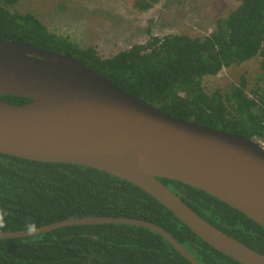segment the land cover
Returning <instances> with one entry per match:
<instances>
[{"label":"trees","instance_id":"16d2710c","mask_svg":"<svg viewBox=\"0 0 264 264\" xmlns=\"http://www.w3.org/2000/svg\"><path fill=\"white\" fill-rule=\"evenodd\" d=\"M19 0H0V38L67 54L159 110L197 124L264 141V0H236L238 8L217 20L209 36L153 37L110 58L80 48L48 30L32 13L12 12ZM160 0H137L145 10ZM262 56L263 73L248 96L241 76L231 93L208 94L207 75ZM261 83V84H260ZM25 104L31 99L0 95ZM197 214L264 254V226L220 199L182 182L159 178ZM0 209L7 227L24 230L82 216H124L168 231L202 264H242L199 238L157 199L131 182L86 166L40 162L0 153ZM0 264H192L160 234L131 224L73 225L31 237L0 238Z\"/></svg>","mask_w":264,"mask_h":264},{"label":"water","instance_id":"95a60500","mask_svg":"<svg viewBox=\"0 0 264 264\" xmlns=\"http://www.w3.org/2000/svg\"><path fill=\"white\" fill-rule=\"evenodd\" d=\"M0 153L107 172L140 187L220 253L242 264L264 254L197 214L159 178L214 196L264 226V146L255 139L169 115L67 54L0 38ZM131 224L164 237L202 264L161 226L124 216L71 217L39 234L73 225ZM26 230L0 231L21 238Z\"/></svg>","mask_w":264,"mask_h":264},{"label":"rangeland","instance_id":"374dc122","mask_svg":"<svg viewBox=\"0 0 264 264\" xmlns=\"http://www.w3.org/2000/svg\"><path fill=\"white\" fill-rule=\"evenodd\" d=\"M137 0H19L12 12L32 13L48 30L68 38L80 48L95 47L110 58L134 45H146L153 37L209 36L217 20L236 10V0H160L149 9H139ZM262 56L224 68L202 79L208 94H229L241 76L248 80L246 92L254 90L262 75ZM261 84V83H260Z\"/></svg>","mask_w":264,"mask_h":264},{"label":"clouds","instance_id":"9594fccd","mask_svg":"<svg viewBox=\"0 0 264 264\" xmlns=\"http://www.w3.org/2000/svg\"><path fill=\"white\" fill-rule=\"evenodd\" d=\"M6 216L7 212L3 209H0V230H3L7 227L6 223ZM39 226L34 222L29 220L26 222L24 229L26 230V236L31 237L33 240H36L39 238V232L38 231Z\"/></svg>","mask_w":264,"mask_h":264},{"label":"built area","instance_id":"2783aa9c","mask_svg":"<svg viewBox=\"0 0 264 264\" xmlns=\"http://www.w3.org/2000/svg\"><path fill=\"white\" fill-rule=\"evenodd\" d=\"M247 94H248V93H247ZM248 96H249L250 98H252V99H255V100L257 101L256 96H253V94H248ZM255 140H257L259 143H261V144L264 146V141L259 140V139H256V138H255Z\"/></svg>","mask_w":264,"mask_h":264}]
</instances>
